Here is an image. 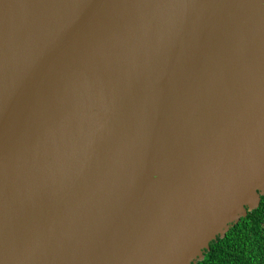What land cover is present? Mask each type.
<instances>
[{
    "label": "water",
    "instance_id": "95a60500",
    "mask_svg": "<svg viewBox=\"0 0 264 264\" xmlns=\"http://www.w3.org/2000/svg\"><path fill=\"white\" fill-rule=\"evenodd\" d=\"M264 194V0H0V264H195Z\"/></svg>",
    "mask_w": 264,
    "mask_h": 264
},
{
    "label": "trees",
    "instance_id": "16d2710c",
    "mask_svg": "<svg viewBox=\"0 0 264 264\" xmlns=\"http://www.w3.org/2000/svg\"><path fill=\"white\" fill-rule=\"evenodd\" d=\"M195 264H264V194L259 206L212 241Z\"/></svg>",
    "mask_w": 264,
    "mask_h": 264
}]
</instances>
